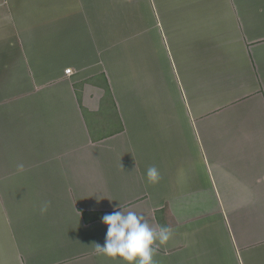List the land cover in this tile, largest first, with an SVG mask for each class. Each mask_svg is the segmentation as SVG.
I'll return each instance as SVG.
<instances>
[{
	"label": "crops",
	"instance_id": "0c3cea01",
	"mask_svg": "<svg viewBox=\"0 0 264 264\" xmlns=\"http://www.w3.org/2000/svg\"><path fill=\"white\" fill-rule=\"evenodd\" d=\"M119 204L156 264H264V0H0V264H126Z\"/></svg>",
	"mask_w": 264,
	"mask_h": 264
},
{
	"label": "clouds",
	"instance_id": "9594fccd",
	"mask_svg": "<svg viewBox=\"0 0 264 264\" xmlns=\"http://www.w3.org/2000/svg\"><path fill=\"white\" fill-rule=\"evenodd\" d=\"M17 167L19 171L24 170L23 164ZM146 175L150 184H157L161 179L155 166L149 167ZM47 208L45 203L40 210L44 213ZM102 222L107 226V233L103 246L95 244L96 253L113 260L122 259L126 264H156L154 256L159 248L168 245L173 238L172 228H154L144 216L126 210L121 204L104 215Z\"/></svg>",
	"mask_w": 264,
	"mask_h": 264
},
{
	"label": "built area",
	"instance_id": "2783aa9c",
	"mask_svg": "<svg viewBox=\"0 0 264 264\" xmlns=\"http://www.w3.org/2000/svg\"><path fill=\"white\" fill-rule=\"evenodd\" d=\"M66 72H67V73H70V72H71V69H70V68H69V69H67V70H66Z\"/></svg>",
	"mask_w": 264,
	"mask_h": 264
}]
</instances>
